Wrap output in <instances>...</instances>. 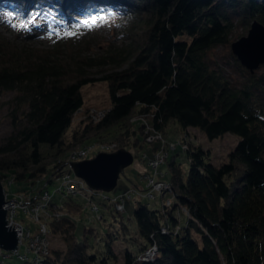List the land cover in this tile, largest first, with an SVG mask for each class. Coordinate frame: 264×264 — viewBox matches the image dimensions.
<instances>
[{"label":"trees","instance_id":"trees-1","mask_svg":"<svg viewBox=\"0 0 264 264\" xmlns=\"http://www.w3.org/2000/svg\"><path fill=\"white\" fill-rule=\"evenodd\" d=\"M111 10L138 24L119 69L101 77L87 74L73 59L19 50L0 35V91L17 92V105L24 109V125L0 147V180L15 176L27 190L43 178L40 192L66 172L72 151L99 142L103 133L115 129L118 149H143L146 122L154 129L150 133L165 134L174 123L181 135L198 129L209 141L228 133L240 140L219 167L200 145L182 148L189 159L186 176L175 161L178 147L171 150L169 170H161L178 203L155 210L136 202L135 232L123 213L102 203L113 219L108 230L100 235L84 225L79 239L76 220L82 219L83 204L69 196L62 208L68 215L50 226L66 249L51 248L42 264H112L117 240L129 242L124 264H264V76L252 75L236 60L246 76L233 82L207 58L211 50L232 44L238 25L247 30L254 20L264 24V0H0V15L31 34L43 25L40 16L69 28ZM100 82L109 107L104 119L85 118L74 127L80 111L90 107L84 90ZM136 122L139 127L131 132ZM155 145L161 148L160 142ZM178 207L189 212L184 227L186 216L176 215ZM153 245L157 258L139 261Z\"/></svg>","mask_w":264,"mask_h":264},{"label":"rangeland","instance_id":"rangeland-1","mask_svg":"<svg viewBox=\"0 0 264 264\" xmlns=\"http://www.w3.org/2000/svg\"><path fill=\"white\" fill-rule=\"evenodd\" d=\"M237 18H234L233 21H239ZM38 19L43 21V25L40 28H37L36 31L31 34L25 28L23 29L21 23H19L17 20H11L7 15L1 14L0 35L7 42L18 47L19 50L30 52L37 50L48 51L52 53V57L57 59H73V61H76V64H80L87 74L95 77H101L108 72L119 69V63H121L119 62V57L122 56L121 54L123 49L131 42L130 31L133 30V25L138 24L137 21H125L126 17L122 16L116 10H111L108 13L103 12L98 18H91L89 21L85 19H83V21H74L69 28L54 22H47V19L43 16L38 17ZM249 30L250 27L245 30L241 25H238L235 30L233 42L239 40L243 36H247ZM110 54L113 55V58L109 57ZM207 58L211 66L222 70L233 82L244 80L246 75L236 62L237 58L232 53L231 44L227 46H220L211 50L207 54ZM255 74L257 76H264V66H262ZM84 96L87 100V104L90 107L84 108L85 111H80L82 114L81 116H77V118H75L74 127L78 125L79 121L87 118L89 111L94 109L108 111L109 109L106 99V85L103 83H96L94 86L86 88L84 90ZM16 97L17 92L15 91H0V147L7 142L11 135L19 130L20 126L24 125V120L21 117L24 109L23 107L17 105L15 100ZM138 123L140 124V122H136V126L131 132L135 131V129L139 127ZM146 123L144 124L146 125ZM153 130L154 129L151 131ZM181 131L182 128L178 124L172 123L166 129L165 138L168 140V142H174L177 144L178 150L175 153V161L182 165L184 175L186 176L189 171V159L185 151L182 149V146L178 143L179 137L181 136ZM188 132H190L189 136L192 138V141H194L195 144L200 145L203 149L210 152V162L218 167L228 162L229 153L234 150L240 140L236 135L228 133L220 139L209 141L205 134L200 132L198 129H190ZM115 133L116 131L113 129L100 135L99 142H89L85 145H82V149L88 150L87 156L80 159L75 158V163L94 159L97 154L104 152L105 149L103 150L102 146L105 148L108 146V143L114 142L113 137ZM70 135L71 131L68 133V138ZM140 138L142 141H144V148L141 150L138 149V151L132 149L131 152L134 154L135 158L134 163L131 166L125 168L120 174L118 186L113 192L105 193L102 191H94L87 185L90 188V193L87 192L83 194V192L80 190L76 194H67L64 191L57 193L53 204L57 203L56 205L59 207H57L55 210H51V214H54L52 217H46L47 212H43L42 214L45 215L43 217L46 218H42L44 220L41 219V221L31 220V215L19 213L18 217L16 218L17 222L14 223V225L16 224L14 231L17 232L16 236L18 238V248L15 250H4L2 247H0V264H42L44 259L50 254L51 248L65 250L66 244L63 237L60 235H53L50 226L52 222L60 221L64 216L68 215L67 212H63L62 208L64 204L63 200L65 202V199H67L69 196L76 198L78 202L83 204V209L81 212L82 219L76 220V233L78 238L83 239L84 225L98 230L100 235L105 233L108 230L106 223H110L113 219L107 212V209H102V203L105 205L111 204L113 210H117L116 206H118L119 203L117 202V199L121 195L130 194L132 189L139 190V188H141L142 190H145L147 187V181L144 180L142 176L149 172V163L152 159H154L155 154L158 151L156 148L157 145H155L158 140H156V134L152 135V133H149L148 135L145 133V129L144 136H140ZM131 140L134 141L135 137H132ZM116 144L118 148L120 143L116 142ZM117 148L113 149L112 151L105 150V152L113 153L119 150ZM75 151L76 150L72 151L70 154H74ZM173 154L174 153L172 152L170 153L169 160L172 159ZM71 164L70 166H66L64 169L66 172H64L60 177L52 182L53 184L49 186V189L52 193H54L56 189L58 190L60 188L62 185L61 182L63 183L66 174L71 172L72 175L76 177L71 168ZM162 168L166 172L169 170L166 163L162 166ZM41 182H43V178L40 179V181H38L35 185L27 186L24 197L21 193H19L21 184L18 182L15 176L1 179L0 183L3 184L4 187L5 202L6 197L14 199L22 198L26 200V197L31 198V193L34 194L32 195L33 197H36L34 202H37L38 204L49 202V200L44 196V192L47 191L46 188L41 190L39 189L40 192L36 190V188H40L39 185ZM155 195V199H141L139 196L133 195L132 201H127L126 210L123 212V215L126 218L125 221L130 223V227L132 230H134V232L136 230V224L134 223L133 213L136 202L142 201L143 203H147L151 209L155 210H160L163 208V206L175 205L178 203L173 195L169 192L163 194L156 192ZM92 197H95L96 199ZM51 200H53V198H51ZM99 200H101V203H97ZM18 204H22V201L18 202ZM11 207H13V205H10V209ZM4 209L7 210L6 220H8V212L10 210L6 203L4 205ZM47 209L49 210L50 207H47ZM180 210V207H178L175 213L180 218L184 217L183 215L185 214L186 217L183 219L182 224L184 227L187 223V216H189V212L185 209L179 213ZM12 211H15L14 214H17L19 209H12ZM102 213L105 215V222L101 221ZM129 218L132 221H129ZM10 221L12 220L9 219V221H7V227L14 226L9 225ZM87 235L90 236L91 234L88 233ZM193 238L201 241L200 236L196 233H193ZM32 240L38 244L37 249L42 251L45 249L48 250V255H46L45 258L41 256L43 252H41L39 257H36L34 252L33 254H29V252L25 250L26 245L31 246ZM92 240H94V238ZM96 246L98 247L97 243ZM128 246V241L122 242L117 240V242L112 244V249L117 256L115 259L116 261L112 264L125 263V254ZM156 258L157 256H155L153 260Z\"/></svg>","mask_w":264,"mask_h":264},{"label":"built area","instance_id":"built-area-1","mask_svg":"<svg viewBox=\"0 0 264 264\" xmlns=\"http://www.w3.org/2000/svg\"><path fill=\"white\" fill-rule=\"evenodd\" d=\"M106 111H100V110H91L89 111V114L87 116L88 119H90V121H92L93 123H99L100 121H102L106 115ZM146 133L149 135L150 133V127L149 125L146 123ZM153 134H156L157 138L156 140H159V134L153 132ZM194 141H192V138L189 135H184L183 137H181V139L179 140V144L182 145V148L187 149L189 144L192 143ZM103 145V144H102ZM177 147L176 144H168L166 141H163V146L160 150H158L155 154L154 159H152L149 163V168H150V173L148 175L145 176V178L147 179V191L144 192L142 190H138V189H132L130 191V194H125V195H121L118 199L117 202L118 206L117 210L121 213H123L126 210V203L127 201H131L133 199V195H137L140 198H150V199H155L156 192L159 193H166L169 192L173 195V189L170 183H168L167 181H164V177L165 174L163 173V171L161 170V167L163 165H165L166 160L168 158V153L171 150H175ZM86 148V146H85ZM89 148V147H88ZM100 148V147H99ZM117 148V144L116 142H112V143H108V146H106L105 148L102 149L106 150V151H112L113 149ZM78 150V149H77ZM75 151L74 154H70L68 160H67V164L70 166V164L72 162H75V158L76 159H80V158H84L87 156V149H82L81 147H79L78 151ZM91 150V149H90ZM104 150V152H105ZM63 181V179H62ZM61 186L58 190H56L53 194H57L60 192H65L67 194H76L79 190L81 192L84 193H90V188L87 186V184L81 180L78 179L76 177H74L72 175L71 172H69L68 174H66V176L64 177V181L63 183L61 182ZM22 194V196L25 197V194H23L22 192H19ZM44 196L46 197V199L49 200V202L47 203H42V204H38L37 202H34L36 197H33L31 193V198L30 197H26L25 199H14V198H7L6 197V205L9 207V212H8V221L9 219L12 220L10 221L9 225H14L16 221V218L18 217L19 213H25V214H29L31 215L32 219L31 220H35V221H41L42 218H46L48 216L52 217L54 214H51V210H55L57 207L56 204H53L54 201L51 200V198H53L52 194L48 191L44 192ZM66 195V194H65ZM21 196V195H18ZM29 199V201H28ZM22 201V204H18V202ZM10 205H13V207H11L10 209ZM117 205V204H116ZM47 207H50V209L48 210ZM19 209V212L16 214H14L15 211H12V209ZM181 210H185L183 207H180ZM47 212V216L43 217L45 215H43L42 213ZM16 216V217H15ZM44 220V219H42ZM163 233H166V229H163ZM39 238H41L40 236H38ZM38 240V239H36ZM49 246V245H48ZM38 248V244L35 243L34 240L31 241V246H25V250L29 252V254H33V252L35 253L34 255H36V257H39L41 255V252H43V254L41 256H43L44 258L46 257V255H48V250H40L37 249ZM46 248V247H44ZM1 255V253H0ZM158 255V248L156 247V245H153L152 247H150L146 253L140 257L139 261L141 262H148V261H152L154 259L155 256ZM10 257V256H9ZM154 261V260H153Z\"/></svg>","mask_w":264,"mask_h":264},{"label":"water","instance_id":"water-1","mask_svg":"<svg viewBox=\"0 0 264 264\" xmlns=\"http://www.w3.org/2000/svg\"><path fill=\"white\" fill-rule=\"evenodd\" d=\"M233 55L242 67L254 75L264 66V24L254 20L247 36L231 44ZM134 154L126 148L113 153L102 152L94 159L72 163L76 177L83 179L94 191L113 192L123 170L134 163ZM3 184L0 183V247L15 250L18 245L15 226L7 227Z\"/></svg>","mask_w":264,"mask_h":264},{"label":"bare ground","instance_id":"bare-ground-1","mask_svg":"<svg viewBox=\"0 0 264 264\" xmlns=\"http://www.w3.org/2000/svg\"><path fill=\"white\" fill-rule=\"evenodd\" d=\"M157 133L159 134L158 136L160 137L159 140H158V142H160V146H161V148H162V146H163V141H166V140H165V134H164L163 132H157ZM184 135H186V134H182V135L180 136L179 140H180L181 137H183ZM156 143H157V142H156ZM161 148H160V149H161ZM117 149H118V148H117ZM121 149H122V148H121ZM160 149H159V150H160ZM69 156H70V154H69ZM68 158H69V157H68ZM67 160H68V159H66V163H67ZM19 190H20V192H22L23 194L26 192V189H21V188H20ZM46 190H47L48 192H50V193L53 195V196H52V197H53V201H55L54 199H55L56 195L53 194V193L50 191L49 188H47ZM56 190H57V189H56Z\"/></svg>","mask_w":264,"mask_h":264},{"label":"snow or ice","instance_id":"snow-or-ice-1","mask_svg":"<svg viewBox=\"0 0 264 264\" xmlns=\"http://www.w3.org/2000/svg\"><path fill=\"white\" fill-rule=\"evenodd\" d=\"M71 34V33H70Z\"/></svg>","mask_w":264,"mask_h":264}]
</instances>
